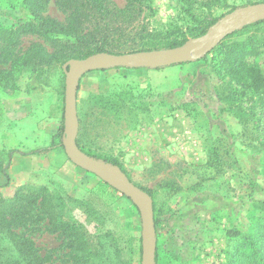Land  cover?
<instances>
[{
	"label": "rangeland",
	"instance_id": "rangeland-1",
	"mask_svg": "<svg viewBox=\"0 0 264 264\" xmlns=\"http://www.w3.org/2000/svg\"><path fill=\"white\" fill-rule=\"evenodd\" d=\"M19 1L0 0V23L10 26L25 19ZM113 1L118 6L125 4V0ZM144 1L149 8H144L133 23L132 34H136L125 42L120 40L119 45L114 41L107 46L109 50L125 53L139 48L160 49L155 47L167 39L181 38L182 34L187 36L185 42L197 37L188 36L187 26L193 24L182 12L180 0ZM203 1L195 0L193 11L208 19L260 2L220 0L208 8L201 5ZM44 13L64 20L54 0H47ZM250 34L263 39L256 60L264 70V22L226 41L241 40ZM33 38L23 37L17 53ZM220 42L194 61L159 68L93 70L79 81V143L100 156L96 158H115L132 183L150 192L156 218V264H228L225 250L231 242L226 230L235 228L246 233L254 202L264 196V157L249 145V139L241 136L238 120L221 110L222 102L216 95L221 76L203 60ZM4 66L0 63V67ZM61 68L60 64L45 68L40 78L27 70L16 73L17 88L0 90V157L9 165L15 154L33 160L30 157L37 155L33 152L49 146L58 131L64 105L61 91L65 75ZM115 93L120 94L119 100ZM97 94L106 95V100L118 105L107 108L108 104L101 111L91 99ZM216 139L223 142L219 149L224 152L222 158L227 159L217 174L206 164ZM58 150L69 161L66 170L55 166L32 168L26 174H17L18 181L8 175L0 188L1 195L11 196L21 184H44L53 191L86 199L88 212L74 205L70 214L88 232L97 227L110 231L122 251L121 264L127 261L128 246L134 250L130 264H140L141 219L136 206L95 174L72 163L62 147ZM44 225L32 238L41 253L53 249L50 264H101L96 259L77 262L65 256L61 239L45 230Z\"/></svg>",
	"mask_w": 264,
	"mask_h": 264
},
{
	"label": "trees",
	"instance_id": "trees-1",
	"mask_svg": "<svg viewBox=\"0 0 264 264\" xmlns=\"http://www.w3.org/2000/svg\"><path fill=\"white\" fill-rule=\"evenodd\" d=\"M218 1L220 0H204L201 5L210 8ZM54 2L64 14V20L44 13L47 0H21L18 4L25 19L10 26L0 23V63L6 64L0 67V90L16 89V73L25 70L40 78L45 68L55 64L62 66L71 58H83L100 51L119 53L109 50L107 46L114 41L119 45L120 40L125 42L126 38L136 34V32L132 34L133 23L144 8H149L144 0H125L123 6H118L113 0H54ZM194 4L195 0H180L182 12L193 24L187 26L188 36L203 34L206 28L217 20V17L208 19L206 16L196 14L193 11ZM261 22L264 20L246 25L241 30L225 36L208 52L211 55L208 57L207 53L203 60L207 64L210 63L217 75L221 76L220 88L216 89V95L222 102L221 110L238 120L242 125L241 136L249 139V145L264 157V70L256 60L263 39L250 34L241 40L226 41L231 35ZM25 36L34 38L21 53H17V48ZM186 39L187 36L182 34L181 38L167 39L161 46L155 48L175 47L184 43ZM148 49L152 48H139L129 52ZM225 76L227 80L224 79ZM61 92L64 93V83ZM114 96L118 100L121 98L117 93ZM91 97L101 111L108 104L110 105L107 108L118 105L117 102L111 104L103 94ZM62 138L63 114L50 145L35 150L33 154L45 153L57 147L63 148ZM76 142L88 155L100 157L79 143L78 134ZM215 142L208 151L206 164L214 168L217 174L223 170L227 159L222 158L224 152L221 153L219 149L223 142L219 143L217 140L218 145ZM107 161L118 165L124 171L115 158ZM8 165L9 161L5 162L0 157V174L6 178L8 175L5 170ZM5 184H0V188ZM262 191L264 193V188ZM146 192L150 195L149 191ZM74 205L88 212V200L72 197L62 191H53L44 184H21L9 197H4L0 193V264H50L53 249L41 253L32 238L42 223H45V230L56 233L61 239L62 247L66 249L65 256H70L77 262L96 259L101 264H121L122 251L111 232L99 227L94 232H88L86 226L70 214ZM152 205L156 224L153 200ZM249 217L246 233H241L235 228H229L225 232L228 241L231 242L230 248L225 250L228 264H264V196L255 200ZM138 241L140 260L141 237ZM133 253V248L128 246L125 264H130ZM157 258L156 244L155 262Z\"/></svg>",
	"mask_w": 264,
	"mask_h": 264
},
{
	"label": "water",
	"instance_id": "water-1",
	"mask_svg": "<svg viewBox=\"0 0 264 264\" xmlns=\"http://www.w3.org/2000/svg\"><path fill=\"white\" fill-rule=\"evenodd\" d=\"M264 20V2L237 7L218 18L201 35L169 48L125 53L100 51L83 58H71L62 64L65 75L62 145L66 156L76 166L95 174L109 186L128 197L141 219L140 264H156V231L151 196L132 183L116 164L88 155L77 145L79 129L77 89L80 78L89 71L114 67L159 68L185 60L194 61L218 41L246 25Z\"/></svg>",
	"mask_w": 264,
	"mask_h": 264
},
{
	"label": "crops",
	"instance_id": "crops-1",
	"mask_svg": "<svg viewBox=\"0 0 264 264\" xmlns=\"http://www.w3.org/2000/svg\"><path fill=\"white\" fill-rule=\"evenodd\" d=\"M125 68V67H122ZM141 68H148V67H141ZM132 69V68H131ZM56 152V153H55ZM57 157L55 160L53 157ZM52 157L51 160H46V158ZM33 160L25 159L20 154H15L12 157L10 165L6 168L5 173L13 178L14 181H18L17 174L23 175L29 172L32 168H51L53 166L60 168V170H66L69 166L66 157L61 155L57 148L49 150L45 153H39L36 156L30 157ZM45 160V163L43 162ZM49 161V162H48ZM6 183V176L0 174V184ZM8 183V182H7ZM12 182L8 183L11 184ZM7 188V185L4 186Z\"/></svg>",
	"mask_w": 264,
	"mask_h": 264
}]
</instances>
